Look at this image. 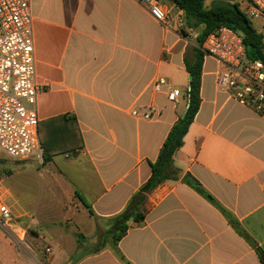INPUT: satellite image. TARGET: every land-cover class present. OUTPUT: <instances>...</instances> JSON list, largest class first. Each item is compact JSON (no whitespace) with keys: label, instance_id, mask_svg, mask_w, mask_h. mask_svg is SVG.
Returning <instances> with one entry per match:
<instances>
[{"label":"crops","instance_id":"0c3cea01","mask_svg":"<svg viewBox=\"0 0 264 264\" xmlns=\"http://www.w3.org/2000/svg\"><path fill=\"white\" fill-rule=\"evenodd\" d=\"M159 2L166 24L136 0H30L42 160H18L27 169L0 180L12 214L0 226V264H44L29 230L47 264H262L264 119L217 86L213 58L204 56L199 108L174 155L177 179L142 192L189 107L185 60L198 47L180 28L182 11ZM160 78L167 85L156 92ZM169 88L180 90L176 102ZM150 107L153 119L131 114ZM46 194L59 219L43 216ZM139 196V222L72 261L77 231L96 239Z\"/></svg>","mask_w":264,"mask_h":264},{"label":"built area","instance_id":"2783aa9c","mask_svg":"<svg viewBox=\"0 0 264 264\" xmlns=\"http://www.w3.org/2000/svg\"><path fill=\"white\" fill-rule=\"evenodd\" d=\"M158 23L166 24V12L159 0H136ZM251 20L264 19V0H234ZM30 0H0V153L16 160L41 157L38 134L36 68ZM202 50L222 66L217 86L230 98L264 119V63L247 56L242 36L227 26L212 31ZM167 85L165 79L154 83L156 92ZM180 90L169 88L167 98L176 102ZM133 116L153 119L155 109ZM12 214L0 205V226L9 225ZM49 252V250H46Z\"/></svg>","mask_w":264,"mask_h":264},{"label":"trees","instance_id":"16d2710c","mask_svg":"<svg viewBox=\"0 0 264 264\" xmlns=\"http://www.w3.org/2000/svg\"><path fill=\"white\" fill-rule=\"evenodd\" d=\"M177 8L186 16V21L191 27L195 26L196 21L204 25L203 31L198 35V47L194 49L191 58H186L185 65L192 79L188 91L189 107L184 118H181L171 129L157 161L152 165V177L142 188V192H148L166 180L177 179V170L173 160L175 153L183 145L184 137L199 108V90L201 81L202 63L205 53L202 45L206 37L221 26H227L238 32L246 47L247 56L253 60H260L264 63V36L254 27L252 21L238 8L237 5L225 4L220 9H206L204 0H171ZM197 190L202 192L196 184H192ZM134 200L129 207L121 214L115 216L113 227L117 231L114 241L120 240L127 232L128 222L135 215L134 221L139 222L143 217L137 212V205L141 201ZM233 225L237 226L235 222ZM242 236L247 235L240 230ZM260 261L264 264V253L258 249Z\"/></svg>","mask_w":264,"mask_h":264},{"label":"rangeland","instance_id":"374dc122","mask_svg":"<svg viewBox=\"0 0 264 264\" xmlns=\"http://www.w3.org/2000/svg\"><path fill=\"white\" fill-rule=\"evenodd\" d=\"M225 4L235 5L234 0H204V6L206 9H220ZM186 20H187L186 16L183 14L182 21L179 22L181 23L180 28L183 29L186 33H191L192 37L197 38L198 35L203 31L204 25L196 21L195 26L191 27V25H189ZM251 20L256 30L264 36V19L256 18V19H251ZM41 160L42 158L37 159V163ZM27 167L28 166L27 164H25V162L9 158L6 155L0 153V180L2 178H6L10 174L12 175L20 174L22 171L26 170ZM33 168H35V166L29 169L33 170ZM54 203L55 202L53 201L52 197L49 196V194L42 196L40 207H41V212L43 216H45L48 213L54 219H59L60 217L64 215V212L61 211L59 207H56V206L54 207ZM67 206L65 207L66 209H67ZM112 223L102 224L101 233L97 236L96 239L88 241V242L83 241L81 239V233L77 231L73 235V237L76 238L77 243L79 244L78 245L79 250L77 251L76 256L72 258V261L73 262L76 261L77 259H79L81 255L85 253L94 252L100 249L110 240L114 241V237L117 231L114 229ZM28 235H29L28 238H30V240H32V242L35 243L38 249L40 250V256H41L42 262L44 264H47V260L45 259L46 254H47L45 252V243L41 241H35L34 240L35 234L32 233L31 230H29Z\"/></svg>","mask_w":264,"mask_h":264},{"label":"water","instance_id":"95a60500","mask_svg":"<svg viewBox=\"0 0 264 264\" xmlns=\"http://www.w3.org/2000/svg\"><path fill=\"white\" fill-rule=\"evenodd\" d=\"M189 79L191 80L192 79V77L190 76L189 77ZM187 112V111H186ZM186 112L184 113V115L182 116V118H184L185 117V114H186Z\"/></svg>","mask_w":264,"mask_h":264}]
</instances>
